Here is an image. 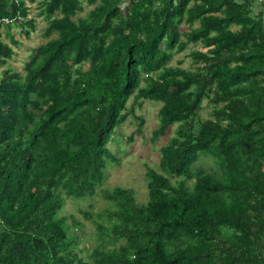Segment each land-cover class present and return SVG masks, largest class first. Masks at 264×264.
<instances>
[{
    "label": "trees",
    "instance_id": "1",
    "mask_svg": "<svg viewBox=\"0 0 264 264\" xmlns=\"http://www.w3.org/2000/svg\"><path fill=\"white\" fill-rule=\"evenodd\" d=\"M35 1L0 0V264H264L261 3L41 0L50 38L22 74L11 29L29 35ZM186 50L189 66L168 64ZM144 100L161 103L153 139L177 127L142 203L100 185L118 161L107 143L129 114L140 130ZM200 153L217 168H193ZM97 188L109 207L82 211L97 241L84 259L61 211Z\"/></svg>",
    "mask_w": 264,
    "mask_h": 264
},
{
    "label": "rangeland",
    "instance_id": "2",
    "mask_svg": "<svg viewBox=\"0 0 264 264\" xmlns=\"http://www.w3.org/2000/svg\"><path fill=\"white\" fill-rule=\"evenodd\" d=\"M41 0L35 2H27L29 4V16L35 18V28L30 29L29 35L19 32L18 27H13L11 31L19 40V45L13 47L15 53L7 62V66L13 70L24 74V62L34 52L40 43L47 41L50 36L44 35L46 28V21L43 16L38 15L41 8ZM83 11L78 15H84L92 5H86L83 1ZM186 26L182 25V29ZM8 42V38H4ZM199 47V46H198ZM185 52L175 54L168 64L177 65V60H181L180 66H189L190 57L185 55ZM3 67V66H2ZM1 67V68H2ZM86 67V66H85ZM132 102V97L128 100V105ZM161 103L154 100H144L141 106H135L134 113L141 117L142 125L140 130H137L138 118H134L129 114L124 122H122L115 131L113 139L107 143L110 151L118 158V161L111 163L106 169V176L101 183V188L112 187L120 185L131 188L134 191L135 198L138 202H145L147 200V186L145 172L147 166L159 169L160 147L168 142V140L175 135L177 123L172 124L166 132L156 139H153V131L157 127L158 109ZM204 105V102H203ZM208 108L204 107L200 111L202 117H206ZM131 136V138H129ZM193 168H201L206 171H211L217 168L213 158L209 155L200 153L198 159L194 162ZM175 178H172L174 181ZM109 207V202L101 195L100 188H97L95 194L86 196L82 199L67 198L61 211V214L77 218L80 223L74 233L79 235L80 241L76 244L75 249L79 256L88 259V254L92 247L97 243L95 229L93 223L89 218L85 217L82 211H87L92 214V217L97 219L99 213ZM99 221L108 225L105 217L98 218Z\"/></svg>",
    "mask_w": 264,
    "mask_h": 264
},
{
    "label": "built area",
    "instance_id": "3",
    "mask_svg": "<svg viewBox=\"0 0 264 264\" xmlns=\"http://www.w3.org/2000/svg\"><path fill=\"white\" fill-rule=\"evenodd\" d=\"M260 3H261V5H262V12H261V20H262V22L264 23V0H258ZM3 21L4 22H7L8 21V19L7 18H3ZM263 72H264V68H263Z\"/></svg>",
    "mask_w": 264,
    "mask_h": 264
}]
</instances>
